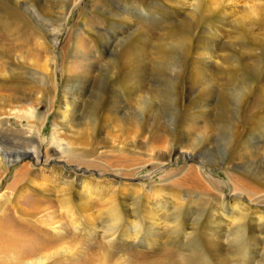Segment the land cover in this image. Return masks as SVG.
I'll return each instance as SVG.
<instances>
[{"label":"rangeland","instance_id":"1","mask_svg":"<svg viewBox=\"0 0 264 264\" xmlns=\"http://www.w3.org/2000/svg\"><path fill=\"white\" fill-rule=\"evenodd\" d=\"M201 1L186 32L190 46L206 47L195 67L206 79L190 83L181 65L171 77L153 65L187 0H0L1 20L6 8L21 19L18 30L7 23L14 35L0 28L9 51L0 55V233L17 222L57 241L47 264H97L85 259L103 245L108 264H127L147 251V228L167 247L175 223L181 237L201 229L215 239L243 216L246 252L264 254V225L255 224L264 217V0ZM232 46L257 73L224 72ZM135 50L128 75L120 58ZM134 221L142 230L131 238Z\"/></svg>","mask_w":264,"mask_h":264},{"label":"bare ground","instance_id":"2","mask_svg":"<svg viewBox=\"0 0 264 264\" xmlns=\"http://www.w3.org/2000/svg\"><path fill=\"white\" fill-rule=\"evenodd\" d=\"M8 1L11 2V0H8ZM187 1L190 2L188 3L190 4V10H188V13L184 17H181L180 19L174 20L175 22L171 21L170 23H168L166 30L163 31V35H162L163 38H161L160 40L156 42L157 43L155 45L156 61L153 62V65H154V70L159 73L158 77H162V76L165 77V75L168 76L167 74L169 71H171L172 73L169 75V77H171L172 75H174V73L177 72L176 70L177 65L178 67L179 65H181L184 71L186 70L190 71L191 73L190 83H195L196 81H201L202 78L206 79V75L202 69H198V70L195 69V67L197 68L201 67L199 65L198 59L201 57V54L203 53V50H204L203 47L204 48L206 47L203 44H201V47L200 45L190 46L189 40L191 39H189L188 32L186 31L190 27L192 28L197 27L199 23V18H200L199 10L200 8H203L202 6L203 3L201 0H187ZM1 3H5V0H3V2ZM13 11L14 10L10 8H6L8 18L6 15H4L2 18L3 20L0 19V28L3 29L5 27L7 32L9 31L11 32V35H14V33L11 30L10 26H7L9 19H12L17 25V27L14 30H18L20 28V22H21L19 14L17 12L14 14ZM12 16H14L15 18H13ZM22 18L24 17L22 16ZM242 19H243V16L240 18L241 21H237L236 23L239 22L241 24ZM262 25H264V22ZM247 33H249V30L244 27L243 29L240 30L239 36L241 38H248L249 35ZM5 34L6 32H4L3 30H0V37H4ZM179 35L181 37L180 40L178 38ZM16 38H13V39L16 40ZM164 39L168 40V42L166 43ZM182 48H183V54L181 55V58H179L178 53L180 50H182ZM231 49H232L231 51L232 53L229 54L227 52L221 55V61L223 62L221 65H222V68L225 70L224 72H226V70L230 69L232 66H233L232 67L233 69L235 68V69L241 70L242 72L247 71V70H249L250 73L258 72L257 65L250 67L249 63L248 64L242 63L239 61V58L234 56L235 52H237L236 50L237 48L235 46H232ZM141 53L142 52L135 50L130 55H123V57L120 58L121 68L128 71V72L125 71L126 74L132 75V73L135 72V69H137V66H138V61L136 57L139 56ZM0 55L3 56L4 58H7L9 56L8 47L5 44L4 45L2 44L1 38H0ZM262 55L264 57V51ZM206 58L211 59L212 57L211 55L207 54ZM187 59H191V63L189 64L190 65L189 67L187 66L188 64ZM177 63H180V64H177ZM120 73L124 74V72H120ZM205 83H207V80L205 81ZM164 93L165 92H163V94ZM238 94H239V91L237 95ZM233 96H235V94ZM32 110L33 109L30 110V113H29L30 116H32V113H33ZM256 111L260 113L264 111V101H261V104H259V106L256 107ZM252 137L254 138L255 134H253ZM54 139H55V144L58 147V149H63L64 146L62 143L59 142V139L55 137ZM31 151L32 149L24 150L22 154L31 155V153L33 154V152ZM18 157L19 156L15 157V159ZM242 177H245V176L242 175ZM233 206L234 205H231L230 207L233 208ZM29 213L34 214L32 212H29ZM230 218H232V220H238L236 225L237 227H240V229L237 228L236 231L229 232V234H227L226 237L223 236L222 238L221 236V238H219L218 236L215 239L208 236V233L206 234L204 232L205 230L203 231L201 229L199 231L191 230V232L183 233L184 236L182 235L181 237V235L178 233L179 231L177 228L178 223H175L171 227V233L173 237L167 238V242H166L168 244L167 247L165 245L158 247L156 237L160 236L159 235L160 231L158 233H155V236L153 234L154 236L153 238L151 236V233H153L154 229L147 228L146 231H144L149 237V240L148 239L145 240L147 244L144 246L146 247L147 251L145 252V254L138 252L139 250L138 251L136 250L135 253H131L130 256L128 257L127 264H264V254L263 253L258 254L257 251L252 252V253L246 252L248 251L247 247L245 246L247 242L246 235H248V233L244 229L242 230L241 227L243 223L242 221H239V220H243L244 217L234 216ZM255 222H256L255 224H257L258 226L264 225L263 215H258ZM40 223H42L43 225L48 224V223H45L44 220L42 219H40ZM118 223H119V219L114 220V226ZM15 226H16L15 228L16 230H13L12 232H9L7 230L8 228H6L0 233V255H1L0 264H47L49 263L47 260L51 259L52 256L55 255L54 253L56 252V249L52 248L54 249L52 251L50 248L53 247L57 241L47 242V240H40L38 238V234L33 235L25 228H22V225L19 226L17 222ZM131 226H132L131 229L133 233L131 238H135L139 233H141L140 231L142 229L141 230L139 229V225L136 221H134L131 224ZM168 233L170 235L169 231ZM249 236L251 237V234H249ZM224 239H225V244H223V242L221 241ZM263 242H264V237H263ZM174 244H179L180 247L179 248L173 247L172 245ZM97 247L98 246L96 245V248ZM103 247L105 248L101 250L100 255L98 254L96 256V254H94L90 258L85 259V263H87V261L89 263V262H94L98 260L97 264H108L109 263L108 260L110 256H112L113 253H112V250L108 248V245L100 246V248H103ZM56 264H61V262L57 261Z\"/></svg>","mask_w":264,"mask_h":264}]
</instances>
